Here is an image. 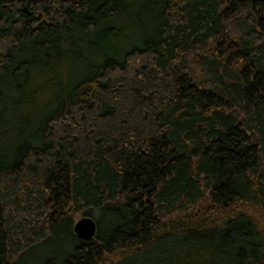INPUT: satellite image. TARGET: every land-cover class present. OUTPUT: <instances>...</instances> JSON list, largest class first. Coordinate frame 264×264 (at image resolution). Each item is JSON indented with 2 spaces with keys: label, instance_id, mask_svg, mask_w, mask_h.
<instances>
[{
  "label": "trees",
  "instance_id": "trees-1",
  "mask_svg": "<svg viewBox=\"0 0 264 264\" xmlns=\"http://www.w3.org/2000/svg\"><path fill=\"white\" fill-rule=\"evenodd\" d=\"M0 264H264V0H0Z\"/></svg>",
  "mask_w": 264,
  "mask_h": 264
},
{
  "label": "water",
  "instance_id": "water-1",
  "mask_svg": "<svg viewBox=\"0 0 264 264\" xmlns=\"http://www.w3.org/2000/svg\"><path fill=\"white\" fill-rule=\"evenodd\" d=\"M72 230L76 236L91 240L96 234V223L89 216H81L73 223Z\"/></svg>",
  "mask_w": 264,
  "mask_h": 264
},
{
  "label": "rangeland",
  "instance_id": "rangeland-1",
  "mask_svg": "<svg viewBox=\"0 0 264 264\" xmlns=\"http://www.w3.org/2000/svg\"><path fill=\"white\" fill-rule=\"evenodd\" d=\"M78 218H80V217H77L76 220H77Z\"/></svg>",
  "mask_w": 264,
  "mask_h": 264
}]
</instances>
